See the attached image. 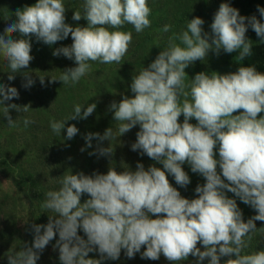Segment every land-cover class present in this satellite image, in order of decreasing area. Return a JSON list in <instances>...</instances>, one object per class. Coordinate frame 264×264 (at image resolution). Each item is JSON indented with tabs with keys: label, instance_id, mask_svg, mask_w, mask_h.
<instances>
[{
	"label": "clouds",
	"instance_id": "obj_1",
	"mask_svg": "<svg viewBox=\"0 0 264 264\" xmlns=\"http://www.w3.org/2000/svg\"><path fill=\"white\" fill-rule=\"evenodd\" d=\"M257 10L261 19L242 16L222 2L210 36L202 28L203 19L196 16L188 19L186 30L169 38L167 47L131 77L133 95L109 105L119 122V136L139 125L131 149L163 167L150 165L146 170L137 162L135 170L122 172L113 167L92 175L70 171L57 190L46 193L42 204L55 215L47 224L32 225L31 246L10 252L8 264H36L57 234L54 247L61 264H101L105 258L118 259L122 249L132 258L142 246V258L157 260L163 254L172 264L190 255L197 264L205 259L208 264H222L220 257H228L223 264H264V250L244 252L245 237L256 231L255 221L264 222V72L242 64L224 74L201 71L189 78L185 72L194 61H204L209 50L217 55L221 50L235 52L237 63L250 56L253 43L246 37L248 26L264 42V7ZM65 11L63 0H36L15 11V21L0 34V61L10 69V81L12 73L27 69L33 59L27 37L53 45L70 35L71 45L55 49L53 55L74 59L76 66L51 77L49 83L75 84L89 71V61L121 63L132 41V33L121 30L124 25L140 33L151 24L147 0H84L83 13L73 12L72 19L83 17L86 26L66 23ZM170 28L166 24L163 31ZM13 34L21 38L12 39ZM24 76L25 86H31L29 73ZM40 80L43 84L44 76ZM13 98H18L17 89L0 84V114L9 126L14 125L9 109L20 110L17 104H6ZM95 108V103L77 104L67 119L50 121V128L61 135L66 120L86 119ZM181 115L183 122H179ZM193 118L195 124L190 123ZM77 133L75 125H68L64 138L71 140ZM93 137L110 141L113 130L87 134L88 146ZM112 152L109 146L99 148L100 155ZM184 163L205 180L196 186L193 199L182 197L167 179L166 173L187 186L190 177L182 168ZM224 190L253 208L255 215L245 221ZM84 194L88 198L82 203ZM78 229L87 239L78 235ZM93 251L100 259L89 257Z\"/></svg>",
	"mask_w": 264,
	"mask_h": 264
},
{
	"label": "trees",
	"instance_id": "obj_2",
	"mask_svg": "<svg viewBox=\"0 0 264 264\" xmlns=\"http://www.w3.org/2000/svg\"><path fill=\"white\" fill-rule=\"evenodd\" d=\"M4 1L15 3L19 0ZM33 1L36 2V0ZM79 1L82 0H73V6L68 7L65 11V22L69 25H87V21L83 17L79 21L72 19L73 12L80 11L83 7ZM222 2L236 8L242 16L255 15L257 19H261L257 9L258 6L264 7V0H147L151 9L150 27L145 28L140 33H137L130 24L124 25L121 29L132 33V41L128 46L132 56L128 61H125V58L120 63L123 65L120 67L130 69L131 74L129 81L121 83L116 90L111 86L106 88L104 82L106 83L107 79H101L104 76L108 77L106 72L112 73L119 66L115 65L112 68L109 65L104 68L103 63L98 61H89V71L75 84H63L59 80L49 83L51 77H59L64 70L76 66L74 59L66 58L62 54L53 55L55 49L71 45L70 35L68 38L62 39L60 43L59 41L56 42L53 46L37 45V43L34 44L35 47L31 45L33 59L27 69L12 73L14 79L11 81L8 79L10 69L6 62L0 61V84L15 87L18 91L19 100H22L26 93L30 96L26 101L30 107L27 111L22 110L18 113L22 122L9 129L4 137L0 134V174L11 180L13 186L19 189L21 196L24 194L25 198L30 200L28 205L24 203V209L19 212L15 198L7 194H0V264H8L7 255L13 250H19L24 245L31 246L33 240L32 225L47 224L49 217L55 215L50 210L42 208V204L46 199V193L57 190L60 187V180L70 171L73 174L82 172L86 175H92L95 172L106 173L109 167H113L117 172H122L125 169L135 170L137 162L141 163L146 170L150 165L163 167L162 164L150 159L142 151L131 149V145L136 140L139 125L119 136L117 121H112L113 114L106 113L107 106L113 101L117 102L119 98L133 95L130 89L131 77L140 71V66L145 60L151 61L153 55L159 54L162 49L167 47L169 38L174 33L179 34L186 30L188 19L196 16L202 18L204 32L211 35L210 25ZM16 10L17 8L12 7L7 11V14L0 11V34H3L8 24L15 21L14 13ZM166 24L171 26L168 32L163 31ZM246 37L253 43L250 56L237 63V53L235 52L225 53L221 50L217 55L209 50L206 61L202 63V61L196 60L186 68L189 78L201 71L209 74L213 71L219 73L225 69L236 71L241 64L254 66L257 71L264 72V42L260 41L250 26L247 28ZM18 38H21L19 34H13L12 39ZM27 38L30 43L38 41L35 36ZM142 49L151 52L155 50L156 54L153 52L151 56L145 55L143 51L141 52ZM125 62H128L127 65ZM102 69H105V72ZM24 72L29 73L33 81L31 86H25L27 81ZM121 73L123 75L124 71ZM40 76H44L43 84ZM92 84L95 85L97 93H102V97L106 99V105H101L103 98L97 97L94 102L96 108L91 115L86 119H68L65 121V128L61 130V135L54 133L50 128V121L65 120L72 114L75 105L92 103V100H89L88 89L93 86ZM11 101L15 102L14 99ZM109 111L111 110L109 109ZM25 119L31 123L25 125ZM179 122H183L182 115L179 117ZM68 125H75L78 129V133L71 140L64 138ZM109 127L113 130V138L110 141H99L93 137L91 146L86 144L85 137L87 134L100 133L102 135L105 129ZM108 146L113 149L111 155H100L99 148H107ZM182 168L190 177V183L187 186H180L171 174L166 173L167 179L182 197L193 199L197 195L195 188L198 184H204V177L198 173H193L188 163H184ZM217 172H220L218 166ZM52 181L53 183H51ZM224 191L227 197L236 201L245 221L255 215V210L243 203L239 197L227 190ZM87 198V194L82 195L81 202L83 203ZM255 224L256 231L250 234V238L245 237L247 244L244 249L245 253L264 250V222L255 221ZM78 235L87 239L82 229H78ZM56 239H58V234ZM56 239L50 241L44 248L36 264H61L58 249L54 247ZM197 247L203 250L202 245L198 244ZM142 252H137L134 257L128 258L122 249L118 259L105 258L101 260V264H130V261L142 259ZM89 257L100 259V254L93 251L89 253ZM220 259L223 264V261L227 260L228 257H220ZM149 260L147 259V262ZM151 264H172V262L165 259L161 254L159 259L151 260ZM178 264H197V258L190 255L187 260L178 262ZM201 264H208V260L205 259Z\"/></svg>",
	"mask_w": 264,
	"mask_h": 264
},
{
	"label": "rangeland",
	"instance_id": "obj_3",
	"mask_svg": "<svg viewBox=\"0 0 264 264\" xmlns=\"http://www.w3.org/2000/svg\"><path fill=\"white\" fill-rule=\"evenodd\" d=\"M79 2L82 5L84 4V0L79 1ZM34 3H35V1H33V0H19V1L15 2V3L7 2V1H4V0H0V11L4 12V14H7V11L9 9H11L12 7H15V8L18 9V8H22V7L26 6V5H32ZM63 3L65 5V7H66V10H67L68 7L73 6V0H63ZM79 12H83V7L80 9ZM60 42H61V40L59 41V43ZM35 43H37V45H39V44H44L45 45L44 42L39 41V40L36 41V42L31 43V45L33 47H35V45H34ZM53 45H48V46H53ZM142 51L145 53V55H150L151 56V55H153V52H154V54H156L155 53V50H153V52H151V51H149L147 49H142L141 52ZM157 55L158 54H156L155 56L153 55V59L152 60H154ZM131 56H132V53L128 49V51H127L126 55L123 57V60L122 61H124L125 58H126L125 61H128ZM206 60H207V58H205L204 61H206ZM136 61H137V59H136ZM151 61L145 60L143 62V64L140 66V70L143 67H147ZM204 61H202V63ZM127 63L128 62H125V65H127ZM109 65H111L110 67H112V68H114L115 65H117L119 67L118 68H115L112 73L111 72H106V74H108V77L104 76V77H102L101 80L107 79L106 83L104 82L105 87L107 88V87H110L111 86V87H114V90H116L121 85V83L123 84V83H127L129 81V75L131 74V70L128 69V68L120 67V66H123L122 64H116V63L104 64L103 63V67L104 68H107ZM102 71L105 72V69H102ZM117 71H119V73H117ZM121 71H124L123 75H121L122 74ZM185 72H186V74H188V72H187L186 69H185ZM228 72H234V71H228V70L225 69V70H221L219 73L220 74H224V73H228ZM88 89H89V100L91 99L92 100V103L95 102V100H96L97 97L103 98L102 97V93H97L96 92L95 85L91 86ZM127 94H129V93L127 92ZM23 96H24V98L22 100H19L18 98H13L15 100V102H13V101H7L6 102V104H8V103H14V104H17V105L22 104L23 102L24 103H23V105L20 106V110L19 111H16L15 109H9V115L14 120V125L13 126H9L7 119L2 114H0V134L2 135V137H4L6 135L5 133L9 129H12L14 126H16V125H18V124H20L22 122V120L20 119L18 113H20V111L24 110L25 108L28 109L30 107L27 104V102H26L30 98V96L27 93L24 94ZM103 96L105 97L106 94L103 95ZM114 99H116V98H114ZM121 99L122 98H119L117 100V102H119ZM105 102H106V99L103 98V100L101 101V105H106ZM0 107H2V106H0ZM22 107H25V108H22ZM109 109L110 108H109V105H108L107 106L106 113L108 112L109 114H113L112 111H109ZM111 119H112V121L114 120L113 117H111ZM118 123L119 122H117L116 125H118ZM190 123H193V124L195 123L194 118L190 120ZM51 183H53V181ZM2 193L3 194H7L8 196H11V197H13V198H15L17 200V204H18L17 211H19V212L24 209V203L27 204V205L30 203V200L26 199L25 196H24V194H23V196H21V193H20L19 189L15 188L13 186V184H12V182H11L10 179H8L7 177H5V176H3V175L0 174V194H2ZM33 201H34V199L32 200V203H33ZM143 250H144V248L142 246L141 252ZM130 264H151V260H149L147 262V259L146 258L136 259V260L130 261Z\"/></svg>",
	"mask_w": 264,
	"mask_h": 264
}]
</instances>
